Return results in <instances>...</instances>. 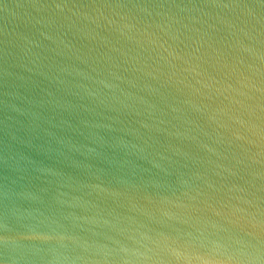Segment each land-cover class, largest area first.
Listing matches in <instances>:
<instances>
[{"label": "water", "instance_id": "95a60500", "mask_svg": "<svg viewBox=\"0 0 264 264\" xmlns=\"http://www.w3.org/2000/svg\"><path fill=\"white\" fill-rule=\"evenodd\" d=\"M0 264H264V0H0Z\"/></svg>", "mask_w": 264, "mask_h": 264}]
</instances>
